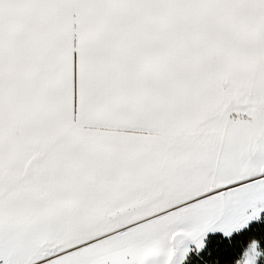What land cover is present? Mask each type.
Listing matches in <instances>:
<instances>
[{"label":"snow or ice","instance_id":"6c2138e0","mask_svg":"<svg viewBox=\"0 0 264 264\" xmlns=\"http://www.w3.org/2000/svg\"><path fill=\"white\" fill-rule=\"evenodd\" d=\"M264 0H0V264H264Z\"/></svg>","mask_w":264,"mask_h":264},{"label":"trees","instance_id":"16d2710c","mask_svg":"<svg viewBox=\"0 0 264 264\" xmlns=\"http://www.w3.org/2000/svg\"><path fill=\"white\" fill-rule=\"evenodd\" d=\"M253 226L255 227V231H250L249 235L255 236L257 238L264 235V220H262L260 224L253 222Z\"/></svg>","mask_w":264,"mask_h":264}]
</instances>
